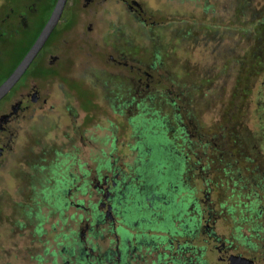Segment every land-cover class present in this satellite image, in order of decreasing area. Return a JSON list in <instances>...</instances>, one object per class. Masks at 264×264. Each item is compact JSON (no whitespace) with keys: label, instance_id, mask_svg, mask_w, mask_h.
I'll use <instances>...</instances> for the list:
<instances>
[{"label":"rangeland","instance_id":"1","mask_svg":"<svg viewBox=\"0 0 264 264\" xmlns=\"http://www.w3.org/2000/svg\"><path fill=\"white\" fill-rule=\"evenodd\" d=\"M10 1L0 0V14ZM133 1L141 16L116 1L76 0L44 50L52 49L57 63L46 69L41 55L0 100L2 112L32 94L30 88L47 98L13 123L12 146L0 159V264L79 262L82 221L107 199L98 193L106 188L100 179L128 181L137 167L172 199L161 209L164 221L160 209H143L147 199L130 200L125 225L132 237L124 264H216L219 252L191 219L198 220L199 211L201 223L230 244V255L264 258V76L251 87L236 84V60L248 45L231 24L234 0ZM52 3H35L21 44ZM21 44L0 60V81ZM33 71L46 76L26 81ZM243 90L241 97L234 94ZM170 141L189 156L194 171L184 173L185 160L181 165L168 154ZM170 186L177 194H168ZM182 194L186 199H177ZM108 205L98 210L111 211ZM166 228L184 234L160 231ZM112 239L92 240L90 254L114 249ZM184 241L196 255L181 250ZM234 263L227 258L224 264Z\"/></svg>","mask_w":264,"mask_h":264},{"label":"flooded vegetation","instance_id":"2","mask_svg":"<svg viewBox=\"0 0 264 264\" xmlns=\"http://www.w3.org/2000/svg\"><path fill=\"white\" fill-rule=\"evenodd\" d=\"M75 1L74 0H67L66 6L63 10V13L61 15L59 22L55 26L54 30L52 31V33L48 37L46 43L44 44V46L42 47L41 51L38 53L37 57L34 59L32 64H34L35 60L38 59L39 57H41V55L43 56V60H44V63H43L44 68L50 69L51 66H54L57 63L56 59H57L58 55L52 49L48 48V50H46V51H44V50L48 45H52L53 36L55 34V31L57 30L59 23H61V20L65 17L67 12L69 10H72V7L75 4ZM91 1L95 2L96 0H91ZM102 1H105V0H102ZM107 1H109V0H107ZM110 1H116L117 3H119L123 6L125 5L126 9L132 14H134L136 12L138 16L142 15V10L138 8V5L133 0H110ZM97 2H98V0H97ZM52 10H53V8H52ZM52 10H51V12H52ZM51 12L49 13L48 18L50 16ZM47 20L45 21V23L47 22ZM45 23L42 25V28L45 25ZM42 28H41V30H42ZM90 30H91V28L87 27V31H90ZM47 59L49 60V62L46 64L45 61ZM109 59L115 63H117L116 61H120L119 57H117V59H115L111 56ZM31 65H30V67H31ZM41 65H39V66H41ZM29 68L27 69V71L29 70ZM132 70H133V67H132ZM27 71L25 72L24 75H26ZM24 75L22 76V78L24 77ZM45 76L41 75V76H37V77L44 79ZM32 77H35V75L31 74L26 79V81L30 82L31 81L30 78H32ZM21 79L17 83H19L21 81ZM30 89H31V92H33L32 94L26 93V95L24 97H22V99L15 102L16 104L9 105V110H8V105H7L6 110L0 112V118L8 115L6 122L3 123L2 126L0 127V159H2L4 157V154L6 151H10V148L12 146V139H13V135L15 134L13 126H12L13 123L25 118L26 114H24V113L28 112L30 109H32L33 105H36L39 103L44 105L46 103L47 98H42V96H40L39 90L36 89V87H35V89H32V88H30ZM43 107L44 106H41L40 109H43ZM21 114H22V116L20 117ZM86 118H87V116H86ZM8 156H10V155L7 154L6 158ZM188 158H189V156H185V158L183 159V163H184V160L186 162V165H184V167H183L184 173H186L188 171L190 172V171L195 170L194 167H192V168H194L192 170L189 169L188 165L190 163L188 162ZM136 172H137L136 173L137 175H134V177L128 181H127V177L126 178L123 177V179H121L120 181L114 177H111V179L109 180V177H110L109 175H106L105 177L100 179L101 180L100 182L103 183V185L106 188L104 190H102V188H101V190H98V193L103 195V196L107 195V199H99L97 204L92 206L93 210L89 211L90 216H87L85 218V220L82 221L84 229H83V231H80V233L78 234L77 243H78V246H81V251H82L81 254H83L84 256L76 264H111V263H113V264H124L125 263L126 258L128 257L127 249L130 247L128 243L131 241V237H132V234L128 231V229L126 228V225H125L126 214H127L128 210L131 211V204L133 203L130 200L137 199L139 196L147 199L146 200V202L148 203L147 208L144 207L143 209H145V211L149 212V214H152V212L154 210L160 209V213L157 216H162L161 221H164L166 219V217L163 215V212L161 211V209L168 207L167 202L162 201L161 204H157V202H159L161 199L166 198V197L165 198L161 197L162 193L164 192V190L161 187V184L156 182V181H152L150 179V177L145 172H141L139 170V167L136 168ZM177 189H178L177 187H174L173 194H177ZM190 192H192V193H190L189 199H192V203L196 204V202H197L196 199H194L191 196V194H193V191L190 190ZM183 195L184 194H182L181 197L180 196L177 197V199H186V197H184ZM104 204H107V205L109 204L108 207L111 205L112 210L109 211L108 210L109 208L107 210L104 209L103 211L98 210V208L100 206L102 207ZM76 206L79 209H84L79 204H76ZM178 210H179V207L174 209L173 213L175 214ZM206 210L210 212L209 207L206 208ZM108 212L111 213V215H113L112 218H110V216L108 215ZM167 212H168V209H167ZM105 216H106V218H105ZM108 216H109V219L111 220V222H109V223L107 222ZM193 216H195V215H193ZM79 217H81V215H79ZM167 217H168V214H167ZM198 218L199 219L197 220V216H196L195 220L193 218H191V219L194 220V224H196L198 227L200 226L203 229L202 236L204 237V240L209 242V243L211 241V244L214 247H216L215 249L219 252L220 256H219L216 264H224L226 262L227 258H229L230 260H233L232 259L233 255L229 254L230 250H231L230 244H227L226 240L225 241L222 240L221 237L215 236V234L213 233V227L211 225L206 224L205 221H203V223H201L200 211L198 213ZM148 222H150V221H147V223ZM140 223H142V222H140ZM147 223L145 221L142 224L148 227L149 224H147ZM171 226H172V223H171V225H169V227H171ZM171 229H173V228L160 229V231H162L165 234H167L168 230H170L174 234H179V235L184 234V233L183 234L180 233L179 231H175V229L174 230H171ZM205 229H207V230L205 231ZM184 231L186 232V230H184ZM86 234H87V237H85ZM106 234H108L109 236L111 235L113 237L112 242L114 243L115 248L109 250L104 255H98L96 257L92 256L90 254V252L93 250V248L90 247L92 240L100 239V238L103 239ZM172 245H173V241H171L167 245V247L170 249V248H172ZM180 246H181L180 247L181 250H184L188 254H195L196 253V251L191 250L188 241H184L183 244ZM161 256L167 257L168 255L163 254ZM161 256L159 255V257H161ZM245 258L248 259L249 261L247 260V262H245V263L240 262V261H236L234 264H247V263L248 264H264V258L263 259H257L254 257L253 258L245 257ZM171 259H173V258L171 257ZM188 261H192L191 257Z\"/></svg>","mask_w":264,"mask_h":264},{"label":"trees","instance_id":"3","mask_svg":"<svg viewBox=\"0 0 264 264\" xmlns=\"http://www.w3.org/2000/svg\"><path fill=\"white\" fill-rule=\"evenodd\" d=\"M39 1L42 0H11L7 3L5 11L0 14L1 61H4L5 59L4 54H6L7 48L12 51H16V49L19 47L21 42H19L18 39L20 36H22L20 34H24V32L30 31L32 28V22L30 21V18L36 14L34 6L35 3H38ZM254 1L255 0H234V13L231 24L234 25L235 33L241 39L247 42L248 45L245 54L236 60V84L238 87H251L252 82H254V80L260 74H263L264 76V0L260 2V5L254 4ZM55 2L56 0H53V3L49 8L48 15L54 7ZM48 15L40 23L39 27L35 28V33L33 34L32 38L26 43L21 44L23 48L19 49L15 53V64L9 70L7 75L2 78L0 84L12 73V71L16 68L24 55L30 49L35 39L39 35V31H41L42 25L48 19ZM211 25L212 23L204 21V27L206 29H211ZM218 25L223 26V21H220ZM32 74H34L35 77L38 76L34 71ZM261 85L264 86V77L261 80ZM245 93L246 91L243 90L242 94L241 92H235L234 94H237L239 97H241V95ZM166 150L170 156L177 157L180 162L182 161L181 165H184L183 159L187 155L177 153V148L172 141H170V145L167 146ZM148 153L149 152L145 150L143 152V156H147ZM174 187L175 186H170V189L174 191ZM162 201L167 202L168 206L170 205L169 199H161L157 203L161 204ZM147 205L148 203L146 202L144 207L147 208ZM188 214L189 212H186V215ZM183 215L184 212L181 214L180 218H182ZM192 218L195 220L196 216H192Z\"/></svg>","mask_w":264,"mask_h":264},{"label":"water","instance_id":"4","mask_svg":"<svg viewBox=\"0 0 264 264\" xmlns=\"http://www.w3.org/2000/svg\"><path fill=\"white\" fill-rule=\"evenodd\" d=\"M86 2H90L91 0H85ZM67 0H56L53 10L40 31L39 35L35 39L34 43L24 55L22 60L16 66V68L12 71V73L0 84V100L17 84L20 78L25 74L27 69L30 67L34 59L37 57L38 53L41 51L42 47L46 43L48 37L54 30L55 26L59 22L63 10L66 6ZM8 115L0 118V127L3 123L6 122ZM233 262H247L246 259L241 258L239 256L232 257ZM248 264V263H247Z\"/></svg>","mask_w":264,"mask_h":264},{"label":"crops","instance_id":"5","mask_svg":"<svg viewBox=\"0 0 264 264\" xmlns=\"http://www.w3.org/2000/svg\"><path fill=\"white\" fill-rule=\"evenodd\" d=\"M168 194H170L172 196L173 195V191L170 189L168 191ZM161 197H164V198L166 197L165 199H171V197H168L166 194H164V192L162 193Z\"/></svg>","mask_w":264,"mask_h":264}]
</instances>
